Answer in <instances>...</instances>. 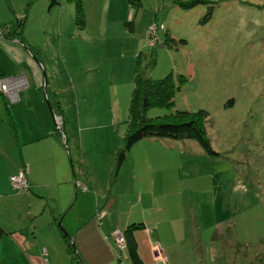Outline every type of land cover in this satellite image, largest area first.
Instances as JSON below:
<instances>
[{"label": "rangeland", "instance_id": "374dc122", "mask_svg": "<svg viewBox=\"0 0 264 264\" xmlns=\"http://www.w3.org/2000/svg\"><path fill=\"white\" fill-rule=\"evenodd\" d=\"M5 1L20 9L12 21L29 2L32 27H44L39 0ZM194 1L199 2L184 5ZM48 4L50 0L45 7ZM72 7L70 0L51 5L45 27L51 34L41 38L39 46L53 77L57 73V82L68 75L83 80V70L96 82L103 94L93 104L102 110L91 119L94 123H102V128L111 123L105 108L116 103V120L109 131L102 129L101 136L111 132L108 142L123 137L134 70L151 80L171 74L178 87L171 108L152 107L147 116L205 111L200 122L211 149L218 154L207 155L195 144L186 146L185 141L171 146L175 141L168 140L165 147H153L151 156H158L154 154L159 151L165 169L159 175L165 177L166 188H160L154 201L162 207L159 213H138L140 204L129 207L130 192L122 194L123 203L112 205L110 201L108 208L105 200L92 208L93 198L79 197L68 216L74 210L85 216L83 233L92 241L86 245L92 251H83L85 259L90 264H131L113 235L115 230H125L122 217L130 216L129 224L149 218L159 222L139 238L140 244L152 243L167 256L158 264H264V0H81V25L72 11L68 14ZM206 13L210 17L201 23ZM58 22L67 30L59 46L53 36ZM46 48L51 50L48 60ZM58 48L68 75L59 68ZM44 75L48 82L45 70ZM64 105L70 124L73 110L70 104L68 111ZM105 209L99 238L89 220H96L97 212ZM111 254L117 263L111 261ZM148 259V264H154L153 258V263Z\"/></svg>", "mask_w": 264, "mask_h": 264}, {"label": "crops", "instance_id": "0c3cea01", "mask_svg": "<svg viewBox=\"0 0 264 264\" xmlns=\"http://www.w3.org/2000/svg\"><path fill=\"white\" fill-rule=\"evenodd\" d=\"M46 1L49 0H39V14L42 20L46 19L44 27L36 24L32 27L30 22L34 18L29 2L19 15L24 16L25 20L22 34L25 44L39 46L41 38H47V33L51 34L45 27L52 4L45 7ZM6 8H10L11 12ZM19 10L15 3L9 5L8 1L0 0V24L11 21L13 14ZM70 11L74 13V8H69L68 14ZM60 26L58 22L53 34L58 46L62 44L67 32ZM46 49L45 56L48 60L51 58V50ZM42 53L41 50L40 64L41 67L44 64L46 76L49 77L45 91L43 67L40 69L18 40L0 35V79L24 76L26 80V86L18 92L17 100L11 102L0 93V229L3 230L0 236V264H70L62 233L57 226L59 219L67 232L65 233L71 236L72 243L74 239L83 264H90L83 255L84 250L92 251L86 246L92 241L83 233L86 228L85 216L80 210H74L71 216L68 213L75 207L79 197L89 195L93 198L92 208L105 200L104 206L108 208L110 201L112 205L123 203L124 192L131 193L126 201L129 207L140 204L141 210L138 213L161 212L162 207L155 205V202L161 192L160 188H166L165 177L159 175L165 171L164 161L160 160L159 151L153 153L158 156H151V149L156 145L165 147L169 142L141 140L131 147L124 161L117 165L116 154L122 146L121 140L116 137L108 142L111 132L108 136H101L102 129L109 131L111 123L116 120V103L111 108H105L111 123L104 128L102 123H94L91 119L102 114V110L93 104L98 95L103 94L96 82L92 83L89 74L84 75V70L81 74L83 80L70 78L61 50L56 58L61 64L60 70L65 71L68 76L57 82V73L53 77L54 72L42 59ZM82 65L84 63L80 64ZM109 96L111 98L110 93ZM48 102L58 106L59 113L55 112L53 119L50 111L48 112ZM65 103L66 106L70 104L73 110L70 124L62 109ZM67 108L68 111L69 107ZM176 142L180 141L170 142L169 145L174 146ZM185 142L188 147L191 143L195 144ZM19 171L25 174L26 191L14 189L9 183V176ZM130 183L131 186L127 187ZM153 188H158L159 191L153 192ZM90 192L95 193L92 195ZM96 192L102 194L98 195ZM105 192H108V196ZM165 196L167 197L166 194ZM105 210L97 212V217L95 216L98 228L94 219L89 220L99 238L101 221L107 214V209ZM122 218L121 226L126 228L130 216ZM156 223L159 222L152 223L150 218L142 220L140 227L134 230L139 233L138 239L137 233L133 231L137 254L144 264H148V256V261L153 263V258L154 264L167 259L154 244H140V235H146L149 226ZM101 242L104 241L101 239ZM111 257V261L117 263L113 254Z\"/></svg>", "mask_w": 264, "mask_h": 264}, {"label": "trees", "instance_id": "16d2710c", "mask_svg": "<svg viewBox=\"0 0 264 264\" xmlns=\"http://www.w3.org/2000/svg\"><path fill=\"white\" fill-rule=\"evenodd\" d=\"M57 0H50V4L56 3ZM74 8L76 22L82 24L81 15V0H70ZM199 1H194L184 5L197 4ZM211 13H206L201 19V23H206ZM25 25L24 16L14 17V21L5 22L0 25V35L5 38H14L33 56L34 60L41 62V50L39 46L28 45L23 41V29ZM185 44L183 40H180ZM184 80V79H183ZM173 77L171 74L158 80H151L133 71V89L128 105V113L125 131L121 137L122 146L116 154L117 165H120L126 158L127 153L133 145L141 140L152 141H191L195 143L201 151L207 155H218L211 149L208 138L206 137L202 123L200 122L205 111L197 112L178 111L163 115L160 117H148L147 111L152 107L171 108L175 91ZM49 103V102H48ZM52 113H59L58 106L49 103L48 106ZM196 114L199 117H189ZM15 175V174H14ZM28 189V188H27ZM58 222V221H57ZM141 224H129L121 234L125 240L126 251L125 255L130 260L131 264H144L138 257L137 245L133 236V231L138 229ZM58 226V225H57ZM62 238L66 245V251L69 256L70 264H81L76 250L73 246L71 236L67 235L61 227ZM3 230L0 229V236Z\"/></svg>", "mask_w": 264, "mask_h": 264}, {"label": "built area", "instance_id": "2783aa9c", "mask_svg": "<svg viewBox=\"0 0 264 264\" xmlns=\"http://www.w3.org/2000/svg\"><path fill=\"white\" fill-rule=\"evenodd\" d=\"M25 86L26 80L24 76L5 77L0 79V93L7 97L11 102L17 100L18 92ZM8 180L14 189L23 191L27 190V183L23 171H19L15 175L9 176ZM113 235L116 239L118 249L125 255L126 246L123 235L117 230L113 232Z\"/></svg>", "mask_w": 264, "mask_h": 264}, {"label": "water", "instance_id": "95a60500", "mask_svg": "<svg viewBox=\"0 0 264 264\" xmlns=\"http://www.w3.org/2000/svg\"><path fill=\"white\" fill-rule=\"evenodd\" d=\"M30 56L33 58V56L30 54ZM34 59V58H33ZM37 62V61H36ZM37 64H38V66L40 67V69H42V67H41V64L39 63V62H37ZM42 73H43V82H44V86H43V90L45 91V89H46V87H47V82H46V79H45V75H44V71H43V69H42ZM46 100V99H45ZM49 111H50V114H51V116L53 117L54 115H53V113H52V111H51V109L49 108ZM57 225L59 226V227H61V220L59 219L58 220V222H57ZM62 228V227H61ZM63 229V228H62Z\"/></svg>", "mask_w": 264, "mask_h": 264}]
</instances>
